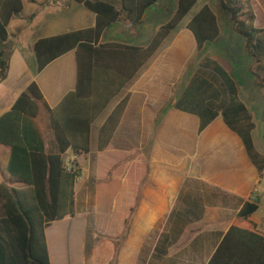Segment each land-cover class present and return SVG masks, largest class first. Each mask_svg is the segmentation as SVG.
Returning <instances> with one entry per match:
<instances>
[{
	"label": "crops",
	"instance_id": "crops-1",
	"mask_svg": "<svg viewBox=\"0 0 264 264\" xmlns=\"http://www.w3.org/2000/svg\"><path fill=\"white\" fill-rule=\"evenodd\" d=\"M244 1H249L256 15V28L263 29L264 0ZM148 12L139 26L123 20L114 24L101 43L119 42L105 40L114 29L128 38L121 43L147 47L162 27L143 37L141 29L145 28ZM189 22L184 26L181 23L117 97L132 95L109 148L94 157L100 129L109 116L97 127L95 142L94 126L104 112L92 126L87 164L82 165L81 158L72 151L64 156L65 162L77 160L80 166L76 206L81 197L86 210L76 209L74 216L48 228L51 264H88L82 239H70L64 234L86 227L89 214L100 208L107 213L128 215L120 232L105 235L112 240L101 241V246L110 244L114 248V260L109 259L106 264H208L244 204L252 199L260 202L252 221L264 231V168L260 171L252 161L242 137L228 127L221 113L202 131V119L194 107L176 108L202 57H214L237 82L240 99L256 125L252 132L255 150L264 157V92L256 86V77L250 71L252 63L247 64L237 55L243 45L232 26L224 32L220 24V38L199 52L195 37L187 28ZM95 24L96 15L74 0H25L23 12L8 28V71L5 78H0V117L34 82L51 109L74 91L76 52L64 55L39 73L34 47L40 39ZM41 120L46 147L54 154L57 149L49 131L50 115L43 111ZM10 157L11 148L0 145V183L18 188L21 186L14 184L8 172ZM137 165L145 170L139 180L131 177ZM55 227H60V232ZM0 264H21L1 206Z\"/></svg>",
	"mask_w": 264,
	"mask_h": 264
},
{
	"label": "trees",
	"instance_id": "trees-1",
	"mask_svg": "<svg viewBox=\"0 0 264 264\" xmlns=\"http://www.w3.org/2000/svg\"><path fill=\"white\" fill-rule=\"evenodd\" d=\"M74 1L96 15L95 26L40 39L34 51L39 73L75 51V90L51 109L34 82L13 108L0 117V145L11 148L8 172L14 184L21 186L0 183V206L21 264H51L47 230L55 222L76 213V184L82 171L77 160L67 168L64 156L69 151L77 157L91 153L93 124L156 56L198 3V0H178L172 18L158 30L147 47H140L101 41L121 20L141 25L147 12L162 0ZM24 7L25 0H0V78H5L8 71V28ZM220 16L244 40L246 52L253 60L250 71L256 77V86L264 92V28H256V15L249 1L218 0L217 11L205 5L187 26L195 37L198 51L203 52L208 44L220 38ZM131 96L127 94L121 99L101 127L100 153L111 145ZM190 107L199 113L202 131L221 113L228 127L242 137L252 161L263 171L264 157L256 152L252 138L256 128L253 116L240 99L235 79L210 55L202 57L199 69L176 104L178 109ZM43 111L51 118L49 131L57 149L54 154L46 147L41 120ZM146 167L148 174V165ZM144 174L145 170L137 165L131 177L139 180ZM259 209L257 199L244 204L208 264H264V231L252 221Z\"/></svg>",
	"mask_w": 264,
	"mask_h": 264
},
{
	"label": "rangeland",
	"instance_id": "rangeland-1",
	"mask_svg": "<svg viewBox=\"0 0 264 264\" xmlns=\"http://www.w3.org/2000/svg\"><path fill=\"white\" fill-rule=\"evenodd\" d=\"M205 5H210L212 8L216 9L217 11V5H218V0H198L197 5L194 7V9L191 11V13L184 19L183 21V26L186 25L200 10L203 8ZM119 8L120 5L118 4ZM177 9V0H162L161 2L158 3L153 9H151L148 12L147 15V20L145 22V28L143 30L141 29V33L143 37L145 36H150L151 34H154L156 30H158L161 26L166 24L173 16ZM221 21L220 24L222 26V30L226 32L230 27L231 24L225 21L221 16ZM241 40V43L243 45V49L241 51H238L237 55H239V58H244L247 64L253 63V60L248 56L246 49H245V42L244 40L239 37ZM105 40H116L119 42H127L128 38H126L123 34L117 33L114 29H111L105 36ZM172 40V39H171ZM170 40V41H171ZM168 42V44L170 43ZM240 49V48H239ZM243 56V57H242ZM121 98H117L114 100L110 107L105 111V113L99 118V120L96 122L94 126V140H97V134L96 130L97 127L109 116L111 111L117 106V104L121 101ZM98 150L94 146V157L97 156ZM93 157V156H92ZM82 165L87 164V156L82 155L80 156ZM87 168V165H86ZM86 176L82 180L83 183L86 181ZM82 181L79 182L78 188L81 186ZM93 186V185H92ZM77 211L78 212H83L86 210L85 204L81 203V197L77 198ZM128 217L126 214H118V213H107V211L101 210L99 212H93L89 214L88 217V224L86 227H80L76 231L74 230L73 233L72 231L69 230L64 234L65 237L70 236V239H74V237H78L79 240L82 239V242L85 243V255L88 264H106V262L111 259L113 261V253H114V248L112 246H109L110 244L103 245L101 246V241L102 240H108L105 235L112 236L115 233H118L121 231L123 224L122 222L124 221V217ZM85 226V225H84ZM60 227H55L56 232H60L59 229ZM71 234V235H70ZM111 238V237H110ZM112 240V239H109ZM121 243V239H120ZM118 243V244H120ZM121 245V244H120ZM132 253L133 251H131ZM127 254L129 253L128 250L126 252ZM133 254V253H132ZM149 264V263H148Z\"/></svg>",
	"mask_w": 264,
	"mask_h": 264
},
{
	"label": "built area",
	"instance_id": "built-area-1",
	"mask_svg": "<svg viewBox=\"0 0 264 264\" xmlns=\"http://www.w3.org/2000/svg\"><path fill=\"white\" fill-rule=\"evenodd\" d=\"M72 162L73 160H68L67 162H65L66 167L70 169L72 167Z\"/></svg>",
	"mask_w": 264,
	"mask_h": 264
}]
</instances>
